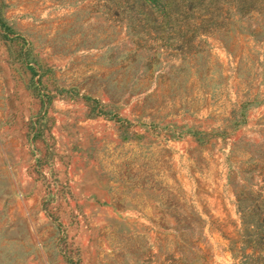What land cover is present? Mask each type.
Returning <instances> with one entry per match:
<instances>
[{"label":"rangeland","instance_id":"obj_1","mask_svg":"<svg viewBox=\"0 0 264 264\" xmlns=\"http://www.w3.org/2000/svg\"><path fill=\"white\" fill-rule=\"evenodd\" d=\"M103 5L0 0V264H264V38L182 60Z\"/></svg>","mask_w":264,"mask_h":264},{"label":"trees","instance_id":"obj_2","mask_svg":"<svg viewBox=\"0 0 264 264\" xmlns=\"http://www.w3.org/2000/svg\"><path fill=\"white\" fill-rule=\"evenodd\" d=\"M101 1L107 15L119 22L126 21L139 49H153L148 45L153 41L162 48L176 51L182 55V60L186 55H201L208 44L204 39L207 37H218L230 53L237 34H249L255 41L264 38V24H249L254 14H264V0ZM0 36L4 38L2 31ZM247 106V103L239 105V110L232 111L233 117ZM96 114L105 113L101 110Z\"/></svg>","mask_w":264,"mask_h":264}]
</instances>
